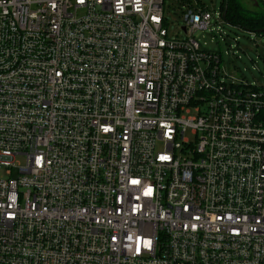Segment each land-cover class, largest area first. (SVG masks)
Instances as JSON below:
<instances>
[{
    "label": "built area",
    "instance_id": "built-area-1",
    "mask_svg": "<svg viewBox=\"0 0 264 264\" xmlns=\"http://www.w3.org/2000/svg\"><path fill=\"white\" fill-rule=\"evenodd\" d=\"M177 1L0 0V264H264V85Z\"/></svg>",
    "mask_w": 264,
    "mask_h": 264
},
{
    "label": "rangeland",
    "instance_id": "rangeland-1",
    "mask_svg": "<svg viewBox=\"0 0 264 264\" xmlns=\"http://www.w3.org/2000/svg\"><path fill=\"white\" fill-rule=\"evenodd\" d=\"M213 13L208 29L198 30L195 37L202 47L223 55V68L228 80H244L251 85H264V35L245 30L219 19L224 0H199ZM251 10L261 7L260 0H241ZM165 13L171 35L183 24L177 0H165ZM180 34H183L182 32ZM24 161L23 158H19Z\"/></svg>",
    "mask_w": 264,
    "mask_h": 264
},
{
    "label": "trees",
    "instance_id": "trees-1",
    "mask_svg": "<svg viewBox=\"0 0 264 264\" xmlns=\"http://www.w3.org/2000/svg\"><path fill=\"white\" fill-rule=\"evenodd\" d=\"M223 11L226 10L225 20L228 23L237 25L245 30L259 33L258 30L264 29V5L260 9L251 10L245 7L241 0H224ZM264 35L263 33H259Z\"/></svg>",
    "mask_w": 264,
    "mask_h": 264
},
{
    "label": "water",
    "instance_id": "water-1",
    "mask_svg": "<svg viewBox=\"0 0 264 264\" xmlns=\"http://www.w3.org/2000/svg\"><path fill=\"white\" fill-rule=\"evenodd\" d=\"M223 17H224V19L226 18V10L223 12ZM258 32L263 33L264 29H260V30H258Z\"/></svg>",
    "mask_w": 264,
    "mask_h": 264
}]
</instances>
